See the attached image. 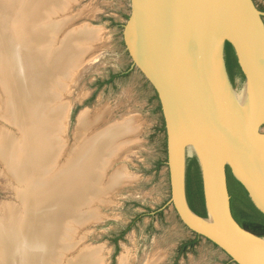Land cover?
<instances>
[{"label":"water","instance_id":"1","mask_svg":"<svg viewBox=\"0 0 264 264\" xmlns=\"http://www.w3.org/2000/svg\"><path fill=\"white\" fill-rule=\"evenodd\" d=\"M122 39L155 92L165 127L170 204L182 224L233 264H264V236L233 219L225 168L264 215V29L252 0H129ZM228 42L244 77L229 80ZM200 170L205 217L185 197Z\"/></svg>","mask_w":264,"mask_h":264},{"label":"bare ground","instance_id":"2","mask_svg":"<svg viewBox=\"0 0 264 264\" xmlns=\"http://www.w3.org/2000/svg\"><path fill=\"white\" fill-rule=\"evenodd\" d=\"M71 1L0 0V164L18 201L0 206V264H101L98 250L78 249L79 230L97 221L95 207L110 190L107 166L138 133L134 117L99 125L91 121L103 111L84 110L67 144L66 87L98 41L94 29L56 20Z\"/></svg>","mask_w":264,"mask_h":264},{"label":"rangeland","instance_id":"3","mask_svg":"<svg viewBox=\"0 0 264 264\" xmlns=\"http://www.w3.org/2000/svg\"><path fill=\"white\" fill-rule=\"evenodd\" d=\"M254 1L258 6H264V0ZM129 11V0H72L68 10L55 16L57 21L73 19L69 30L85 26L98 34L95 37L98 41L83 52L84 55L76 44L78 52L84 57L75 82L66 87L64 94L66 108L73 100L65 128L67 144L72 145L73 136L78 133L77 119L84 110L90 113L103 111L91 121H97L99 125L104 123L100 122L101 119L109 121L106 124L110 125L120 116L134 117L138 121L136 136L125 140L130 143L107 166L106 184L110 186L108 199L95 207L97 221L84 226L82 232L79 230L83 239L78 249L98 250L101 264H119L122 255L131 258L133 264H144V261L152 258L157 259L158 264H219L226 256L202 238L191 251L173 263L176 247L183 240L192 238L193 233L182 224L170 204L166 163L158 171L153 169L156 162L164 161L163 143L165 139L166 147V137L165 133L158 132L163 120L161 108L157 112L160 107L158 98H155L153 89L141 74L132 67L123 43L122 31ZM55 41L52 42L53 48L57 46ZM113 74H120L121 77L97 89V82H104ZM68 82H65L66 85H69ZM6 128L14 131L11 127ZM119 170L122 178L110 183L111 175ZM12 190L0 164V206L18 204ZM158 212L161 214L158 215ZM138 214L145 215L138 219ZM133 220L131 230L117 242L115 250L112 239Z\"/></svg>","mask_w":264,"mask_h":264},{"label":"trees","instance_id":"4","mask_svg":"<svg viewBox=\"0 0 264 264\" xmlns=\"http://www.w3.org/2000/svg\"><path fill=\"white\" fill-rule=\"evenodd\" d=\"M127 19V18H126ZM223 56L226 73L229 80H233L235 77L242 76L240 69L238 67L234 50L232 46L225 42L223 46ZM121 77L120 74L110 75L109 79L104 82H97L95 85L97 89L102 86L111 83L115 78ZM95 94V93H94ZM93 94V96H94ZM155 94V92H154ZM155 98L157 96L155 94ZM157 112H160V107L158 106ZM158 132L165 133L164 122L162 120L161 126L158 128ZM164 161L156 162L153 166L154 171H158L164 163H166V151H165V139H164ZM226 175V185L229 195V206L230 212L234 221L244 230L256 235L258 237L264 236V215L259 212L255 206L252 204L250 198L244 187L239 181H237L228 167L225 168ZM185 197L187 205L190 210L199 217H205V207H204V198H203V189H202V179L200 170L195 158H190L186 162L185 169ZM158 215L161 212L157 213ZM145 214H138L137 218L144 216ZM136 220V219H135ZM133 220L130 222L125 229H123L119 235L112 239V243L117 250V242L123 238V236L131 230ZM197 240L192 242V245H196ZM216 247V246H215Z\"/></svg>","mask_w":264,"mask_h":264},{"label":"flooded vegetation","instance_id":"5","mask_svg":"<svg viewBox=\"0 0 264 264\" xmlns=\"http://www.w3.org/2000/svg\"><path fill=\"white\" fill-rule=\"evenodd\" d=\"M252 2L254 4L255 8L257 9V11H259L260 14H261L260 15V20H261V23H262V26H263V29H264V6H258L257 4H255L254 0H252ZM236 61H237V59H236ZM238 67H239V65H238ZM239 69H240V67H239ZM240 72H241L242 76H239V78L244 77L241 69H240ZM200 238L201 237L199 235H196V234L193 233V237L192 238L187 239V240H183L175 249V257H174V262L173 263H176V261L178 262L179 258L184 257L189 251H191L195 247V245H192V242L194 240H197V242H196V244H197ZM205 241L210 243L207 240H205ZM147 260H148V262L146 261L144 264L152 263L153 261L154 262L156 261V264L159 263V261L157 259L154 260V258H152L151 260L150 259H147ZM230 263H231V260L229 258H227V257L219 262V264H230ZM131 264H133V263H131Z\"/></svg>","mask_w":264,"mask_h":264}]
</instances>
